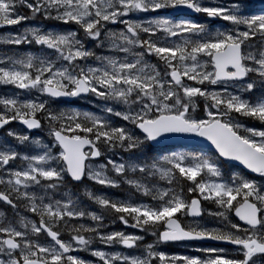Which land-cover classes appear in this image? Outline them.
<instances>
[{"label": "snow or ice", "instance_id": "snow-or-ice-1", "mask_svg": "<svg viewBox=\"0 0 264 264\" xmlns=\"http://www.w3.org/2000/svg\"><path fill=\"white\" fill-rule=\"evenodd\" d=\"M258 3L0 0V264H264ZM185 241L232 247H158Z\"/></svg>", "mask_w": 264, "mask_h": 264}, {"label": "rangeland", "instance_id": "rangeland-1", "mask_svg": "<svg viewBox=\"0 0 264 264\" xmlns=\"http://www.w3.org/2000/svg\"><path fill=\"white\" fill-rule=\"evenodd\" d=\"M257 7H259L258 0H257ZM20 11L22 12V14L28 15V10L26 8H21ZM141 15L142 16L143 15H157V13H147V14H141ZM199 21L200 22H205L209 26L215 25V26H218V27L219 26H223L226 23V22L221 21L219 19H217L216 22H213V21L210 22V20H207L206 17L203 14H202V17L200 18ZM26 23H29V24L42 23L45 27L51 26V27H54V28H57V29H63V28L66 27V26H63V25H57V23L55 21H51V20H49V21H43V20L37 19V20L28 21ZM22 26L23 25H17V26H13L11 29H0V33L6 32V31H16L17 29L21 28ZM97 51L99 52L100 50L97 49ZM6 91L7 92H16V91H19V90L13 89V88H11V86H9L7 89H5L3 87H0V94H3ZM73 108H77V109H80V110H89V111H91V110H97V106H96L95 102L93 101V98H91V97H89V98H87L85 100L80 101L78 103V107L73 106ZM113 119H116V122L119 121L118 118H113ZM9 127H12L14 129H16L17 131L24 130L16 122H13L12 124H10ZM31 135H33V136H35V135H41V136H43V134H40L38 132L33 133V134L31 133ZM85 183H88V182H85ZM89 186L92 187L97 192L108 193V194H110L112 196H115V197H120V196L125 195V193L122 192L119 189L103 188V187H99V186H96V185H89ZM73 190H75V186H74ZM113 228L115 230H122V231L129 232V233H132V232H135L136 231L135 229H132V228H125L119 222L115 223L113 225ZM105 230L108 231L110 229H105ZM65 238H66V236H62V239H65ZM153 239L154 238L151 237V236H146L144 243H146V242H149L150 243V242H152ZM93 247L103 248L104 246L103 245H100L99 243H97V244H94ZM158 247H159V250L163 251L162 244H159ZM105 250H110V249H105ZM194 251H196V250L193 249V248H190V247H188L186 245L173 246V247H171L169 249V255H172V254H184V255H187L188 253L194 252ZM76 255H78L80 257H83L84 259H86L87 257L90 260H94L95 259V258L91 257L90 255H88L85 252H79V253H76Z\"/></svg>", "mask_w": 264, "mask_h": 264}, {"label": "water", "instance_id": "water-1", "mask_svg": "<svg viewBox=\"0 0 264 264\" xmlns=\"http://www.w3.org/2000/svg\"><path fill=\"white\" fill-rule=\"evenodd\" d=\"M197 14H189L187 17H193V16H196ZM85 98H87V97H85ZM79 99H81V98H61L60 100H58V101H64V102H66V103H69V104H72L73 102H75V101H77V100H79ZM22 126V125H21ZM23 127V126H22ZM34 132H36L35 130L32 132V133H34ZM197 140H199L200 138H196ZM203 143H207L206 141L205 142H203ZM186 147L187 148H192L193 147V145L192 144H188V145H186ZM249 175H251V176H254L253 174H249ZM259 178V177H258ZM194 242H198V243H205V244H210V245H219V246H226V247H229V248H231L232 246H230V245H227V244H224V243H219V242H213V241H185V242H164V243H194Z\"/></svg>", "mask_w": 264, "mask_h": 264}, {"label": "flooded vegetation", "instance_id": "flooded-vegetation-1", "mask_svg": "<svg viewBox=\"0 0 264 264\" xmlns=\"http://www.w3.org/2000/svg\"><path fill=\"white\" fill-rule=\"evenodd\" d=\"M62 238V237H61ZM146 243H149V242H146ZM182 244H179V245H176V244H162V248H163V251L168 253L169 254V249L173 246H181ZM190 248H193V249H196L197 247H223L225 248L224 246H217V245H210V244H205V243H194V244H190V245H186ZM183 248V247H182ZM181 248V249H182ZM191 255H196V256H200L202 255L201 252H197V251H194L193 253H190ZM87 260H90L88 257L86 258Z\"/></svg>", "mask_w": 264, "mask_h": 264}, {"label": "trees", "instance_id": "trees-1", "mask_svg": "<svg viewBox=\"0 0 264 264\" xmlns=\"http://www.w3.org/2000/svg\"><path fill=\"white\" fill-rule=\"evenodd\" d=\"M195 20H198V21H199L200 19H199V18H195ZM210 22H211V21H210ZM78 103H79V102H78ZM78 103H77L76 105H74V106H75V107H78ZM56 104H57V105H60V106L66 105V104L63 103V102H57V101H56ZM70 106H71V105H70ZM71 107H73V106H71ZM117 123H122V121H117ZM7 127H9V125H8ZM2 131H3V130H2ZM2 131H1V132H2ZM3 207H4V206L0 205V208H3Z\"/></svg>", "mask_w": 264, "mask_h": 264}]
</instances>
